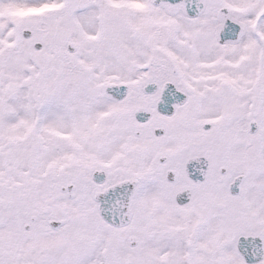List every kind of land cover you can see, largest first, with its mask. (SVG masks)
I'll use <instances>...</instances> for the list:
<instances>
[{
    "label": "snow or ice",
    "instance_id": "snow-or-ice-1",
    "mask_svg": "<svg viewBox=\"0 0 264 264\" xmlns=\"http://www.w3.org/2000/svg\"><path fill=\"white\" fill-rule=\"evenodd\" d=\"M0 264H264V0H0Z\"/></svg>",
    "mask_w": 264,
    "mask_h": 264
}]
</instances>
